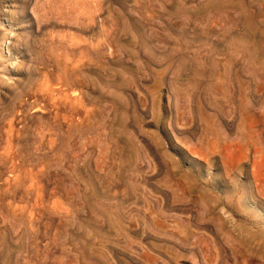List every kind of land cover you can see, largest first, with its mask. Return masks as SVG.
<instances>
[{"label":"rangeland","instance_id":"374dc122","mask_svg":"<svg viewBox=\"0 0 264 264\" xmlns=\"http://www.w3.org/2000/svg\"><path fill=\"white\" fill-rule=\"evenodd\" d=\"M262 252L264 0H0V264Z\"/></svg>","mask_w":264,"mask_h":264},{"label":"bare ground","instance_id":"6f19581e","mask_svg":"<svg viewBox=\"0 0 264 264\" xmlns=\"http://www.w3.org/2000/svg\"><path fill=\"white\" fill-rule=\"evenodd\" d=\"M212 48H213V47H212ZM213 50H214V49H213ZM209 51H210V50H209ZM211 51H212V50H211ZM211 53H212V52H211ZM211 53H210V55H211ZM210 55H209V56H210ZM212 55H213V54H212ZM212 55H211V56H212ZM215 56H216V55H215ZM213 57H214V56L211 57V60H212ZM208 58H209V57H208ZM209 59H210V58H209ZM223 59H224V58H223ZM219 60H220V59H219ZM219 60H218V61H219ZM231 60H232V59H231ZM212 61H213V60H212ZM209 62H210V61H209ZM220 62H221V61H220ZM199 63H200V62H199ZM201 64H202V63H201ZM213 64H214V63H213ZM216 64H218V62H217ZM216 64H215V65H216ZM219 64H220V63H219ZM222 64H223V63H222ZM213 66H214V65H213ZM216 66H217V65H216ZM202 67H203V66H202ZM218 67H219V66H218ZM225 67H226V66H225ZM220 68H221V67H220ZM223 68H224V67H223ZM232 68H233V67H232ZM203 69H204V68H203ZM201 70H202V69H201ZM215 70H216V69H215ZM217 70H221V69H217ZM223 70H224V69H223ZM204 71H205V69H204ZM204 71H203V72H204ZM229 71L231 72L232 70L229 69ZM229 71H228V72H229ZM245 71H246V70H245ZM220 72H221V71H220ZM232 72H233V71H232ZM239 72H240V71H239ZM248 72H249V71H248ZM225 73H226V71H225ZM225 73H224V74H225ZM204 74H205V73H204ZM227 74H228V73H227ZM230 74H232V73H230ZM240 74H241V73H240ZM242 74H243V73H242ZM249 74H250V73H249ZM220 75H221V74H220ZM237 76H238V75H237ZM240 76H241V75H240ZM216 77H218V76H216ZM222 77H223V76H222ZM230 77H232V76H230ZM233 77H235V76H233ZM256 77H257V76H256ZM234 79H235V78H234ZM239 80H240V79H239ZM234 81L236 82V80H234ZM221 82H222V81H221ZM221 82H220V83H221ZM257 82H258V81H257ZM241 83H242V82H241ZM218 84H219V83H218ZM259 84H260V82H259ZM230 85H231V84H230ZM261 85H262V84H261ZM216 86H217V85H216ZM220 86H221V85H220ZM231 86H232V85H231ZM233 86H235V85H233ZM236 86H237V85H236ZM238 86H239V85H238ZM234 88H235V87H234ZM227 92H229V91H227ZM98 93H99V92H98ZM250 94H251V93H250ZM66 95H67V94H66ZM226 95H227V94H226ZM233 96H234V95H233ZM258 96H259V95H258ZM72 97H73V96H72ZM65 98H66V97H65ZM68 98H69V97H68ZM70 98H71V97H70ZM81 98H82V97H81ZM73 99H74V98H73ZM66 100H67V99H66ZM68 100H69V99H68ZM255 100H256V99H255ZM63 101H64V99H63ZM72 101H73V100H72ZM72 101H68V102H72ZM76 101H77V100H76ZM87 101H88V100H87ZM231 101H232V100H231ZM68 102H67V103H68ZM73 102H74V101H73ZM73 102H72V103H73ZM65 103H66V102H65ZM74 103L77 104L76 102H74ZM75 104H74V105H75ZM239 105H240V104H239ZM82 106H83V105H82ZM85 106H86V105H85ZM68 107H69V106H68ZM70 107H71V106H70ZM70 107H69V108H70ZM74 107H75V106H74ZM80 107H81V106H80ZM72 108H73V107H72ZM70 109H71V108H70ZM70 109H69V111H70ZM73 110H74V108H73ZM88 110H89V107H88L87 111H88ZM85 111H86V110H85ZM87 111L85 112L86 115H88V114H87ZM73 112H74V111H73ZM63 119H64V118H63ZM65 119H66L67 122H68V124H67V125H68V126H67L68 129L66 128V129H67V132L64 133V135H65V136H64V140H63V141H64V142H63V143H64V146H65V145H68V143H69V138H70L69 136L72 135V134H71L72 131L75 132V130H77V126H76V124H75V123L73 122V120H72V119H73V114L69 115V116L66 117ZM231 119H232V118H231ZM230 122H231V121H230ZM54 123H55V126H56L57 121L54 122ZM57 124H58V123H57ZM70 134H71V135H70ZM97 134H98V133H97ZM104 134H105V133H104ZM80 135H81V134H80ZM105 135H106V134H105ZM53 136H54V138H53V139H54V140H53L54 142L52 141V143H53V145H54L53 147H54V150H55V152H54V153H55V154H54L55 157H54V158H55L56 161H58V160L60 161V159H58V156L60 155L58 152H59V150H61L60 148H62V146L59 148V146H60L59 144H60V141H61V140L59 139L60 136H59V129H58V127H56V128L54 129ZM61 137H62V136H61ZM61 139H62V138H61ZM72 139H73V137H72ZM96 140H97V139H96ZM123 140H124V139H123ZM128 140H129V139H128ZM71 141H72V140H71ZM71 141H70V143H71ZM124 142H125V141H124ZM50 146H51V145H50ZM69 146H70V144H69ZM105 146H106V145H105ZM65 147H66V146H65ZM100 148H101V146H100ZM106 149H107V148H106ZM104 150H105V149H104ZM85 151H86V150H85ZM105 151H106V150H105ZM113 151H114V150H113ZM113 151H111V153H112ZM74 152H75V151H74ZM87 152H88V151H87ZM87 152H86V153H87ZM57 153H58V155H57ZM97 153H98V154H97V155H98V159L96 158V159H94L93 161H94L95 166H96L97 169H98V168H99V169H102V168L99 167V166H100V163H102V160H103L104 158H105V160H106V161L103 160L104 163L107 162V161H109V160H110L109 158L111 157V156H110L111 154L109 155V154L107 153V151H106V153H107L108 155H107L106 153L104 154V152L102 151V148L100 149V151H97ZM116 153H117V152H115L114 154L116 155ZM88 154H89V153H88ZM117 154H118V153H117ZM115 155H114V156H115ZM114 156H113V158H114ZM116 156H118V155H116ZM125 156H126V155H125ZM118 157H119V156H118ZM54 158H53V159H54ZM67 158H68V157H67ZM86 158H88V157L86 156L85 159H86ZM89 158H90V157H89ZM89 158H88V159H89ZM91 158H92V157H91ZM91 158H90V160H92ZM115 158L117 159V157H115ZM107 159H109V160H107ZM118 159H119V158H118ZM136 160H137V159H136ZM56 161H55V162H56ZM88 161H89V160H88ZM137 161H138V160H137ZM56 163H58V162H56ZM65 163H66V162H65ZM85 163H86V162H85ZM88 163H90V162H88ZM107 163H108V162H107ZM109 163H110V162H109ZM109 163L106 164V167H105V168H109V167H108V166H109ZM115 163H116V162H115ZM120 163H121V162H120ZM120 163H119L118 165H121ZM86 164H87V163H86ZM110 164H111V163H110ZM113 164H114V162H113ZM113 164H111V165H113ZM122 164H123V161H122ZM124 164H125V163H124ZM111 165H110V168H111ZM143 165H144V164H143ZM114 166H115V164H114ZM114 166H113V167H114ZM124 166L126 167V165H124ZM128 167H129V166H128ZM89 168H90V167H89ZM93 168H94V167H93ZM96 168H95V169H96ZM119 168H122V167L120 166ZM60 169H61V168H60ZM87 169H88V168H87ZM106 170H107V169H106ZM109 170H110V169H109ZM112 170H113V168H112ZM114 170H115V168H114ZM96 171L99 172V170H96ZM116 171H117V170H115L114 172H116ZM142 171H144V170H142ZM93 172H94V171H93ZM122 172H123V171H122ZM126 172H127V171H126ZM88 173H89V169H88ZM100 173H102L101 170H100ZM117 173H118V171H117ZM104 174H105V173H104ZM119 174H120V173H119ZM119 174L116 175V173H114V175L117 176V177L119 176ZM99 175H100V174H99ZM108 175H110V174H108ZM145 175H146V174H145ZM96 176H98V175L96 174ZM96 176H95V177H96ZM104 176H106V175H103V177H104ZM115 176H114V177H115ZM68 177H69V176H68ZM88 177H89V178L86 177V178L88 179V183H87V179H86V180L84 181V182H85L84 187H85L86 184H87V185H88L87 188H88V189H91V187H92V184H91L92 180H91L90 178H92V179L94 180V178H93L94 175H93L92 177H90V176H88ZM101 177H102V176H101ZM107 177H108V176H107ZM122 177H124V176H122ZM127 177H128V176H127ZM96 178H97V177H96ZM98 178L100 179V176H99ZM108 178H109V177H108ZM124 178H126V177H124ZM124 178H122V179H124ZM128 178H129V177H128ZM145 178H146V177H145ZM99 179H98V180H99ZM103 179L106 180V177L103 178ZM103 179H100V184L102 183V185L104 184V181L102 182ZM110 179H111V178H110ZM129 179H130V178H129ZM129 179H127V180H129ZM107 180H108V179H107ZM107 180H106V181H107ZM115 180H116V179H115ZM127 180H126V181H127ZM144 180H145V179H144ZM94 181H95V180H94ZM106 181H105V182H106ZM119 181L122 183V181L120 180V176L118 177V182H119ZM95 182H96V181H95ZM116 182H117V181H116ZM116 182H115V183H116ZM127 182H128V181H127ZM129 182H130V180H129ZM145 182H148L147 179H146ZM96 183H97V182H96ZM108 183H109V181H108ZM108 183H107V182L105 183V187H108V186H107ZM121 183H120V184H121ZM98 184H99V183H98ZM100 184H99V185H100ZM126 184H128V183H126ZM145 184H146V183H145ZM99 185H98V186H99ZM108 185H110V184H108ZM115 185H117V184H115ZM128 185L131 186V183L128 184ZM133 185H135V184L132 183V186H133ZM111 186H112V184H111ZM117 186H118V185H117ZM117 186H116V187H117ZM145 186H146V185H145ZM147 186H148V185H147ZM77 187H78V186H77ZM103 187H104V185H103ZM103 187H100V186H99V188H101V189H103ZM105 187H104V188H105ZM109 187H110V186H109ZM109 187H108L109 191H110V190L112 191V188H113L114 186H113V187H110L111 189H110ZM124 187H125V186H124ZM128 187H129V186L126 187V190H127ZM135 187H137V186L135 185ZM97 188H98V187H97ZM117 188H118V190L120 189L119 187H117ZM131 188L133 189V187H131ZM131 188H130V189H131ZM101 189H100V190H101ZM132 189H131V190H132ZM136 189L138 190V187H137ZM147 189H148V188H146L145 191L143 190V193H144V192H148ZM72 190H73V189H72ZM86 190H87V189H86ZM86 190H85V192H86ZM100 190H99V192H100ZM118 190H115V191H118ZM123 190H125V188H124ZM123 190H121V192H122ZM126 190H125V191H126ZM134 190H135V189H134ZM148 190H149V189H148ZM150 190H151V189H150ZM74 191H75V190H74ZM94 191H95V190L92 189L91 192H88V191H87V192H88L89 194H92V195L97 196V199H99L98 197H101V198L103 199L104 196H105V194H107V193H104V192H105V191H108V190L105 189L104 192H103V190H102V192H100V193L98 192L100 195L97 194V193H95ZM109 191H108V193H110ZM113 191H114V190H113ZM119 191H120V190H119ZM119 191H118V193H119ZM125 191H123V193H124ZM139 191H142V190H139ZM85 192H84V193H85ZM87 192H86V193H87ZM128 192H130L129 189H128ZM128 192L125 193V196H122L123 193L120 194V196L123 197V198H122V197H121V198L124 199V201H125V198H126V194H128ZM137 192H138V191H137ZM149 192H150V191H149ZM86 193H85V194H86ZM132 193H134V191H133ZM132 193H131V195H133ZM138 193H140V192H138ZM141 193H142V192H141ZM143 193H142V194H143ZM244 193H245V192H244ZM89 194H88V195H89ZM129 194H130V193H129ZM136 194H137V193H136ZM142 194H141V195H138V196L134 194L133 196H135V197H136V196H137V197H139V196H144V195H142ZM88 195L86 194V197H87ZM111 195H112V194H111ZM118 195H119V194H117V196H118ZM131 195H130V196H131ZM90 196H91V195H90ZM106 196H108V195H106ZM109 196H110V195H109ZM133 196H132V197H133ZM164 196H165V195H164ZM164 196H163V197H164ZM86 197H85V199L88 200ZM110 197H111V196H110ZM113 197L115 198V195H114V194H113V196H112V199H114ZM135 197H134V198H135ZM137 197L135 198V200L137 199ZM145 197H146V195H145ZM145 197H144V198H145ZM121 198H119V199L121 200ZM140 198H142V197H140ZM166 198H167V197H166ZM95 199H96V198H95ZM109 199H111V198H109ZM112 199H111V200H112ZM115 199H116V198H115ZM127 199H128V197H127ZM130 199H131V198H130ZM147 199H148V198H147ZM120 200H119V201H120ZM142 200H143V198H142ZM167 200H168V199H167ZM246 200H247V199H246ZM246 200H245V201H246ZM89 201H90V200H89ZM97 201H98V200H97ZM97 201H96V202H97ZM102 201L105 202L104 200H102ZM102 201H101V202H102ZM112 201H113V200H112ZM122 201H123V200H122ZM122 201H121V202H122ZM133 201H134V199H133ZM147 201H148V200H147ZM243 201H244V200H243ZM90 202H91V201H90ZM115 202H117V201H115ZM125 202H126V201H125ZM128 202H129V201H127L126 203H128ZM137 202H138V201H137ZM142 202H143V201H142ZM123 203H124V202H123ZM148 203H150V202H148ZM148 203H146V201L144 202L145 205L148 204ZM153 203H154V202H153ZM246 203H247V202H246ZM102 204H103V203H102ZM107 204H108V203H107ZM121 204H122V203H121ZM129 204L131 205V203H129ZM133 204H135V203H133ZM150 204H151V203H150ZM150 204H149V205H150ZM97 205H98V204H97ZM117 205H118V204H117ZM145 205H144V206H145ZM115 206H116V204H115ZM122 206H123V205H122ZM133 206H134V205H133ZM140 206L144 207L143 205H140ZM146 206H148V205H146ZM97 207H98V206H97ZM104 207H106V206H104ZM134 207H136V206H134ZM142 207H141V208H142ZM92 208H93V207H92ZM107 208H108V207H107ZM113 208H114V207H112V209H113ZM132 208H133V207H132ZM145 208H146V207H144L143 209H145ZM148 208H149V207H148ZM150 208H151V207H150ZM55 209H56V208H55ZM104 209H105V208H104ZM110 209H111V207H110ZM143 209H142V210H143ZM146 209H147V208H146ZM114 210H115V209H114ZM103 211H104V210H103ZM117 211H118V210H117ZM117 211H115V212H117ZM124 211H125V210H124ZM144 211H146V210H144ZM147 211H148V210H147ZM98 212H99V211H98ZM175 212H176V210H175ZM189 212H190V211H189ZM108 213H109V212H108ZM108 213H107V214H108ZM127 213H128V212H127ZM146 213H147V212H146ZM148 213H149V211H148ZM171 213H172V212H171ZM100 214H101V213H100ZM118 214H119V212H118ZM128 214H129V213H128ZM149 214H150V213H149ZM124 215H126V213H125ZM147 215H148V214H147ZM153 215H154V213H153V214L151 213L150 216L153 217ZM188 215H189V214H188ZM108 216H109V215H108ZM115 216L118 217L117 215H115ZM102 217H104V216L102 215ZM119 217H120V215H119ZM119 217H118V218H119ZM123 217H124V216H123ZM138 217H139V216H138ZM145 217H146V216H145ZM98 218H99V217H98ZM125 218H126V217H125ZM149 218H150V217H149ZM107 219H108V218H107ZM110 219H111V218H110ZM110 219H108V220H110ZM112 219H113V218H112ZM134 219H135V218H134ZM156 219H157V218H156ZM94 220H95V219H94ZM97 220H98V219H97ZM101 220H102V219H101ZM101 220H100V221H101ZM104 220H105V219H104ZM119 220H120V219H119ZM139 220H140V219H139ZM142 220H143V219H141V221H142ZM152 220H153V219H152ZM157 220H160V219L158 218ZM102 221H103V220H102ZM105 221H106V220H105ZM110 221H111V220H110ZM113 221H114V220H113ZM131 221H134V220H131ZM103 222H104V221H103ZM121 222H122V220H121ZM129 222H130V221H129ZM107 223H109V221H107ZM114 223H115V222H114ZM134 223H135V221H134ZM157 223H158V222H157ZM92 224H93V223H92ZM126 224H127V223H126ZM129 224H131V223H129ZM132 224H133V223H132ZM124 225H125V224H124ZM173 225H174V224H173ZM106 226H107V225H106ZM115 226H116V225H115ZM129 226H130V225H129ZM134 226H135V225H134ZM109 227H110V226H109ZM109 227H108V228H109ZM126 227H127V226H126ZM143 227H144V226H143ZM117 228H118V227H117ZM127 228H128V227H127ZM113 229H114V228H113ZM138 229H139V227H138ZM142 229H143V228H142ZM253 230H254V229H253ZM255 230H256V229H255ZM233 231H234V230H233ZM255 232H256V231H255ZM239 233H240V232H239ZM120 234H121V233H120ZM232 234H233V233H232ZM253 234H254V233H253ZM120 236H121V235H120ZM253 239H254V237H253ZM260 240H261V239H260ZM254 242H255V241H254ZM255 245H257V244H255ZM232 247H233V246H232ZM262 253H264V252H262ZM231 254H233V253L231 252ZM258 255H259V254H258ZM232 256L235 257L234 254H233ZM261 256H262V255H261ZM263 256H264V255H263ZM229 257H230V256H229ZM242 258H243V257H242ZM247 263H249V262L247 261Z\"/></svg>","mask_w":264,"mask_h":264}]
</instances>
